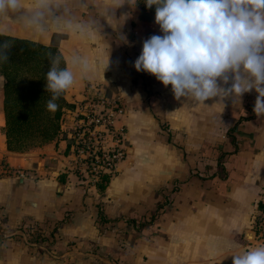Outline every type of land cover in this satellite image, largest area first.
I'll list each match as a JSON object with an SVG mask.
<instances>
[{"label":"crops","instance_id":"1","mask_svg":"<svg viewBox=\"0 0 264 264\" xmlns=\"http://www.w3.org/2000/svg\"><path fill=\"white\" fill-rule=\"evenodd\" d=\"M34 10L24 0L19 12L0 15V33L54 44L67 61L74 53L94 61L96 71L64 97L76 104L119 97L124 113L114 125L126 130L127 156L100 190L76 173L64 139L8 150L0 77V264H232V254L263 241L264 117L247 107L255 90L235 102L176 100L171 85L134 67L143 41L162 33L155 14L127 0H54L42 34L22 19ZM56 17L88 25L89 35L57 27ZM249 111L254 117L238 124L237 150L225 158L227 178H207L218 170V154L233 150L227 131ZM65 118L62 129L72 114ZM175 181L162 225L137 230L125 221L155 209L151 186Z\"/></svg>","mask_w":264,"mask_h":264},{"label":"clouds","instance_id":"2","mask_svg":"<svg viewBox=\"0 0 264 264\" xmlns=\"http://www.w3.org/2000/svg\"><path fill=\"white\" fill-rule=\"evenodd\" d=\"M116 6L125 0H113ZM135 6L138 0H127ZM54 0H33L34 11L22 17L26 28L45 30L46 16ZM155 6V23L162 35H151L142 43L134 62L137 72L155 76L165 87L171 85L174 98L204 104L217 98L233 102L245 93H257L253 112L264 117V0H144ZM24 0H0V15L19 12ZM57 27L82 37L89 26L56 17ZM127 42L125 36L120 37ZM11 44H0V64L9 61ZM49 69L45 90L51 93L47 110L55 112V102L77 78L87 79L96 71L95 62L74 53L70 61L62 55L46 54ZM63 64V66H62ZM109 59L103 70L108 67ZM232 264H264V241L232 254Z\"/></svg>","mask_w":264,"mask_h":264},{"label":"trees","instance_id":"3","mask_svg":"<svg viewBox=\"0 0 264 264\" xmlns=\"http://www.w3.org/2000/svg\"><path fill=\"white\" fill-rule=\"evenodd\" d=\"M136 5L143 11L155 14V6L146 7L144 0H138ZM4 42L12 45L8 52L9 61L0 64V77L3 79L4 125L2 131L5 136L6 148L10 151L25 152L60 138L67 141V149H69L70 142L62 129V122L66 115L76 108V103L67 101L63 94L55 101L59 106L57 111L49 112L46 107L47 101L51 98V93L45 90V74L49 69L46 54L51 52L53 55H62L61 52L54 44L44 45L0 33V44ZM253 106L254 103L247 107L251 109ZM249 112V115H240L237 122L227 131L233 150L218 154V170L207 178H227L225 158L236 152L235 133L241 121L254 117L253 113ZM109 178L108 173H100L96 182L97 187L103 190ZM178 189V182L175 181L173 192ZM170 202L171 200L168 198L159 202L147 218L143 216L130 217L125 221L137 230L151 226L158 221L165 206ZM99 220L104 222L107 221V218L99 212Z\"/></svg>","mask_w":264,"mask_h":264},{"label":"built area","instance_id":"4","mask_svg":"<svg viewBox=\"0 0 264 264\" xmlns=\"http://www.w3.org/2000/svg\"><path fill=\"white\" fill-rule=\"evenodd\" d=\"M123 113L119 97L99 94L76 104L68 113L72 114L71 122L63 130L70 142L69 153L74 156L77 174L96 183L100 173H112L116 164L125 159L126 130L114 125ZM257 228L264 241V209Z\"/></svg>","mask_w":264,"mask_h":264},{"label":"rangeland","instance_id":"5","mask_svg":"<svg viewBox=\"0 0 264 264\" xmlns=\"http://www.w3.org/2000/svg\"><path fill=\"white\" fill-rule=\"evenodd\" d=\"M168 185V186H167ZM152 188H150V190H151V194H153V196L155 197H153L154 198V200L156 199V201L155 202H152L151 201V205L150 206H152V204L154 205V204H158L159 202H161V201H163V200H165V198H168V199H170L171 200V202L170 203H172L173 202V195L175 194V192H173V185H169V184H166V183H162L161 185H159V186H151ZM158 199V200H157ZM157 202V203H156ZM165 210V209H164ZM153 210H151L149 213H151ZM149 213H146V214H143V215H141V216H143V217H145V218H147L148 216H149ZM163 213H164V211H163ZM162 213V214H163ZM139 217V216H138ZM161 217V216H160ZM165 222V221H164ZM163 222V223H164ZM163 223H158V222H155L154 223V226H158V225H162Z\"/></svg>","mask_w":264,"mask_h":264},{"label":"bare ground","instance_id":"6","mask_svg":"<svg viewBox=\"0 0 264 264\" xmlns=\"http://www.w3.org/2000/svg\"><path fill=\"white\" fill-rule=\"evenodd\" d=\"M251 236V235H250Z\"/></svg>","mask_w":264,"mask_h":264}]
</instances>
